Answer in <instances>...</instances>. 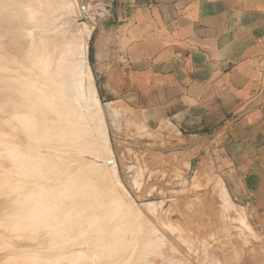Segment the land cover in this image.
<instances>
[{
    "label": "bare ground",
    "instance_id": "bare-ground-1",
    "mask_svg": "<svg viewBox=\"0 0 264 264\" xmlns=\"http://www.w3.org/2000/svg\"><path fill=\"white\" fill-rule=\"evenodd\" d=\"M61 1H53L58 15L44 17V27L37 0H0V264H180L182 260L161 250L167 241L161 232L173 233L169 222L158 228L162 208L157 213L160 206L151 204L152 215L148 212L152 220H160L157 227L141 220L140 209L111 176L112 167L104 165L106 130L97 124L99 113H93L97 100L90 73L82 56L74 55L85 54L87 46L83 44L81 54L73 44L81 37L75 33L79 25L74 33L80 37L64 40L65 27L67 34L75 29L69 27L74 19L68 21L73 5ZM63 8L67 15L62 19ZM7 9L15 12L3 15ZM17 43L22 49L12 59L9 51ZM145 205L149 211L151 205Z\"/></svg>",
    "mask_w": 264,
    "mask_h": 264
},
{
    "label": "crops",
    "instance_id": "crops-1",
    "mask_svg": "<svg viewBox=\"0 0 264 264\" xmlns=\"http://www.w3.org/2000/svg\"><path fill=\"white\" fill-rule=\"evenodd\" d=\"M111 1L95 43L106 93L188 144L227 138L231 192L263 210L264 0Z\"/></svg>",
    "mask_w": 264,
    "mask_h": 264
},
{
    "label": "rangeland",
    "instance_id": "rangeland-1",
    "mask_svg": "<svg viewBox=\"0 0 264 264\" xmlns=\"http://www.w3.org/2000/svg\"><path fill=\"white\" fill-rule=\"evenodd\" d=\"M29 1L30 0H28V2ZM51 1L52 0H37L36 2L40 17L42 13L43 21H45V24L43 23L44 27L47 24L46 22H48L44 20V17L45 19L56 18L58 15L53 13L54 7H52V4H55L58 0H53L55 3ZM66 1L67 3H65ZM62 4L63 6L69 4L73 5L71 9L73 11H71L73 13L71 16L73 17L70 16L69 18L68 16L66 20L69 18L68 21L72 22L70 19H74V23L69 24L68 22L70 25L69 27L71 28L72 25L75 29L73 30L72 28V32L74 33L77 27L80 26L78 28L79 30L75 33L79 32L78 34H81V37L75 33V35H73L71 32V35L67 34L69 30L65 27L67 26V21L64 20V25L61 24L63 28H66L63 32L64 34L66 33L65 35L63 34L65 37H63L64 40L73 42L71 41L73 39L71 37H74V39L80 37L78 38L79 41L75 39L80 45L78 42L76 43V41L73 42V44L75 43V47L76 45L79 46L75 49H79L78 51H81V54H83V44L87 46L85 47L86 52H84L86 56L85 54L79 55V53L74 55L82 56V62H85V68L90 73L93 91L97 100L94 106L96 108H94V112H92L99 113L98 115L101 116L100 120L102 121L100 122L99 120V122H97L98 120H96V122L97 124H101V126L103 125L104 130H106V136L104 135L108 141L106 147L108 146L110 148L107 147L108 151L107 149L104 150L107 159L104 155V151L102 150L103 153L101 152L105 158L104 160H107V162H104L106 163L104 165H106L107 168H114V170L110 168L112 172L108 170L109 168L107 171L111 173V176L117 183H120L117 184L120 186L119 189L122 190V193H126L124 194L131 203L133 202L132 206L134 205V207H138V210L140 209L139 213L141 211L140 214H142L141 220L144 221L147 219L146 221L155 225L158 224L157 222L160 220H152L150 217L152 215L150 211L152 210L151 208L160 206L158 209L155 208L156 211L158 210L157 213H160L161 210L159 211V209L161 208L162 211L165 212L164 214H161L163 213L162 211L160 213L164 220L160 221L163 224L160 223L158 228L161 226V229H163V225H169L170 223L173 226L171 227V225H169L173 233H168L169 236H167L161 232L162 236L164 235V238H167V241L170 242L169 244L166 241V244L161 247L162 253L167 255L170 254L172 258L175 256L176 259L173 258L175 261L182 260L180 264H182V262L183 264H209L211 261H208L209 259H216L214 262L218 264H264V209L261 211L254 210V213H252L251 209L248 208L247 199L241 200L242 198L237 197L235 193L231 192L230 172L232 170L231 164L227 159V146L230 143L229 140L225 138L221 144L216 143L215 146L210 145L213 140L209 138L206 142H190L188 144V142H185V140L178 135L177 131L170 128V126L161 124L158 128L147 127L139 113L120 104L117 102L118 98L109 96L106 93L109 68L108 66H105V68L101 67L99 61L95 57L97 55L95 49L97 44L95 43L99 36L101 37L103 34V32H101L103 30L100 26L107 17L106 11L111 7L114 8L115 1L65 0ZM41 8H43L42 11ZM62 10L63 13L61 14H65L62 16L63 19V17L65 18L67 15V8H63ZM13 12H15V10L7 9V11L3 12V15ZM75 13L76 16H74ZM75 24H77V26ZM81 25L86 27L83 28L86 29H84L86 32L88 30L87 33L90 32L89 35L80 30L82 27ZM74 26H76V28ZM40 28L41 23L39 27L36 28V33L37 31L38 34L40 33ZM61 30L63 31V29ZM51 31L48 30V33ZM82 33H84V36ZM84 39L86 42H82ZM6 41H9V39L7 38ZM0 45L3 47L2 44ZM21 49V43L13 44L9 51L10 57L14 58V53ZM29 51L30 50L27 49L24 53H28ZM86 57L87 59H85ZM13 66L15 67V65ZM98 102L100 105H98ZM96 109L98 110L96 111ZM101 113H103L104 119H102L103 116ZM208 157H211L212 160ZM133 183H135L134 186ZM138 184L140 187H137ZM227 201L229 202L228 205L225 204ZM143 205H151L148 206V210H150L147 211L145 209L146 207L144 208ZM223 207L229 209L226 208V210L223 209ZM222 210L224 211V215L222 214ZM156 211H153V213ZM146 212H151V215ZM221 214L222 216H220ZM158 215L159 214L156 215V218ZM225 215L226 217H224ZM240 217L241 219H239ZM243 217L246 219L244 218L243 220ZM240 220H242L243 224ZM227 221L231 231L230 229L228 231ZM224 224L227 227L224 226L223 228ZM245 225L249 227H245ZM174 226L175 230H177V227L181 232L183 231L182 234L179 229L178 232L174 231ZM155 227H157V225H155ZM225 227L227 228L226 231H228L229 236H227L228 233L226 231L224 232L226 229ZM164 229L168 230L169 228ZM171 230L168 231L170 232ZM239 231L243 233L241 234ZM221 232L224 233L221 234ZM230 235L232 238H230ZM226 237H228V240H235H230L229 243V241L225 239ZM237 238L239 239L237 240ZM240 240L244 241V243ZM206 246L209 247L206 248ZM170 247L172 249H170ZM204 250L207 252L205 253ZM203 251L207 255L201 253Z\"/></svg>",
    "mask_w": 264,
    "mask_h": 264
}]
</instances>
